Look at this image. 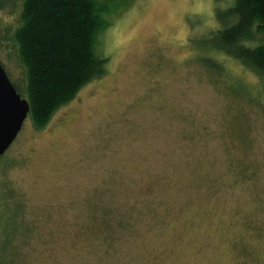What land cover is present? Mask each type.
Wrapping results in <instances>:
<instances>
[{"label":"rangeland","instance_id":"1","mask_svg":"<svg viewBox=\"0 0 264 264\" xmlns=\"http://www.w3.org/2000/svg\"><path fill=\"white\" fill-rule=\"evenodd\" d=\"M105 1L107 74L44 127L27 117L0 157L1 195L32 227L15 264H264V102L236 82L256 96L257 76L230 59L208 74L201 37L218 22L197 0ZM22 2L0 0L13 80Z\"/></svg>","mask_w":264,"mask_h":264},{"label":"trees","instance_id":"2","mask_svg":"<svg viewBox=\"0 0 264 264\" xmlns=\"http://www.w3.org/2000/svg\"><path fill=\"white\" fill-rule=\"evenodd\" d=\"M215 1L227 5L216 6L218 26L201 37L205 55L202 64L211 77L219 79L229 68L225 62L228 59L251 71L259 80L256 96L247 84L236 82L246 99L261 103L264 0ZM109 12L105 0H23L19 22L8 35L22 68V80H13L7 72L18 92L28 99V117L38 128L44 127L85 85L107 74L108 58L97 52V46L101 32L110 24ZM1 185L0 264H15L32 227L25 222L22 201L16 203L12 194L1 195L6 190Z\"/></svg>","mask_w":264,"mask_h":264},{"label":"water","instance_id":"3","mask_svg":"<svg viewBox=\"0 0 264 264\" xmlns=\"http://www.w3.org/2000/svg\"><path fill=\"white\" fill-rule=\"evenodd\" d=\"M30 112V103L22 97L0 61V157L20 133Z\"/></svg>","mask_w":264,"mask_h":264},{"label":"clouds","instance_id":"4","mask_svg":"<svg viewBox=\"0 0 264 264\" xmlns=\"http://www.w3.org/2000/svg\"><path fill=\"white\" fill-rule=\"evenodd\" d=\"M221 7H224V5H221ZM212 9H213L212 0H207V3H205L204 0H197V5L193 9V12L195 14H204L206 12L209 17H214L215 14ZM207 23L209 24V26H212V27L216 26L214 19L209 20ZM177 39L181 40L182 43L187 44L188 43V32L182 30L181 34L177 37ZM261 102H264V101H261Z\"/></svg>","mask_w":264,"mask_h":264}]
</instances>
